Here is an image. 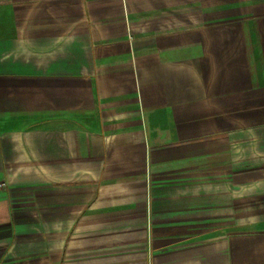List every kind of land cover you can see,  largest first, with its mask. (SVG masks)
Wrapping results in <instances>:
<instances>
[{"label":"crops","instance_id":"obj_1","mask_svg":"<svg viewBox=\"0 0 264 264\" xmlns=\"http://www.w3.org/2000/svg\"><path fill=\"white\" fill-rule=\"evenodd\" d=\"M0 264H264V0H0Z\"/></svg>","mask_w":264,"mask_h":264}]
</instances>
